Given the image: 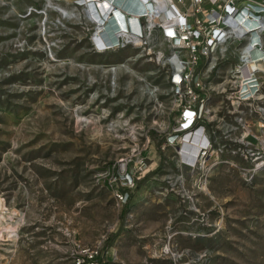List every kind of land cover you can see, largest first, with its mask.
<instances>
[{
  "label": "rangeland",
  "instance_id": "obj_1",
  "mask_svg": "<svg viewBox=\"0 0 264 264\" xmlns=\"http://www.w3.org/2000/svg\"><path fill=\"white\" fill-rule=\"evenodd\" d=\"M97 29L83 0H0V264H264V85L236 98L230 47L192 65L212 147L183 164L176 48Z\"/></svg>",
  "mask_w": 264,
  "mask_h": 264
},
{
  "label": "built area",
  "instance_id": "obj_2",
  "mask_svg": "<svg viewBox=\"0 0 264 264\" xmlns=\"http://www.w3.org/2000/svg\"><path fill=\"white\" fill-rule=\"evenodd\" d=\"M137 1L143 4V0ZM147 1L151 10L148 13L145 8V11L139 14V31L131 26V31L120 33L111 46H119L125 36L142 40L153 27H158L162 29L164 38L176 48L174 54L179 57V61L170 75V81L174 95L184 107L181 113L182 125L180 124L178 129H186V134L192 131L195 133L199 129L204 133V140L201 139L202 144L197 147L199 151L196 159L195 156L193 160L191 157L189 160L185 159L182 154L183 149L180 148L181 162L194 166L204 157L207 149L212 147V142L205 132L206 127L201 119L205 98L200 93L206 89L205 83L196 78L193 66L200 63L204 57L209 63L208 70H212L221 58L226 57L230 47L238 57L233 69V74L239 83L236 98L249 100L259 94L262 95L264 0H173L174 13L161 16L164 11L165 13L168 11L165 7L161 10L158 21L155 22L152 21L151 12L160 8L156 0ZM187 3L189 6L185 7ZM183 5L185 8L181 7ZM183 53H187L190 58L183 59L181 57ZM250 62L258 66L250 70L248 64ZM256 80L259 82V88L248 95L249 85L246 84ZM123 179L120 181L122 186L115 191L117 202L122 205L127 203L130 192L135 186V178L130 172H126ZM114 182H118L116 177ZM110 183H113L112 180ZM97 254L96 250H91L83 257H78L76 264H99L96 259Z\"/></svg>",
  "mask_w": 264,
  "mask_h": 264
},
{
  "label": "bare ground",
  "instance_id": "obj_3",
  "mask_svg": "<svg viewBox=\"0 0 264 264\" xmlns=\"http://www.w3.org/2000/svg\"><path fill=\"white\" fill-rule=\"evenodd\" d=\"M87 2V6L94 16L95 21L98 23V29L95 32L94 39L99 48L106 49L112 47L111 45L118 39L120 33H125L126 30L131 31V26L139 31L138 16L139 14L147 9L150 13V7L147 0H143V4H139L137 0H83ZM147 1V2H145ZM160 10H154L151 12L152 21H158L159 15L161 14V2L156 0ZM173 0L167 5V15L174 13V8L172 7ZM152 6V5H151ZM161 16L165 17L163 13ZM125 28V29H124ZM179 58V57H178ZM177 56L173 57V60L178 62ZM250 70L255 68L253 62L248 63ZM264 69V65L262 66ZM247 75V74H246ZM242 82V81H241ZM249 85V93L253 94L255 90L259 88L258 80L247 83ZM244 84V88H246ZM203 131L199 129L197 132L187 133L184 137V143L182 147L183 157L187 160L196 159L198 154V146L202 144L201 139H203ZM204 140V139H203ZM206 140V137H205ZM191 153V154H190ZM12 231V230H11Z\"/></svg>",
  "mask_w": 264,
  "mask_h": 264
},
{
  "label": "trees",
  "instance_id": "obj_4",
  "mask_svg": "<svg viewBox=\"0 0 264 264\" xmlns=\"http://www.w3.org/2000/svg\"><path fill=\"white\" fill-rule=\"evenodd\" d=\"M131 197H132V192H130L129 199H128L127 203H125L124 206H123L122 215H125V214H126V212H127V210H128V207H129V203H130V201H131ZM114 238H115L114 235L108 237V238L106 239V241H105V243H106V244H105V247L111 245L112 242L114 241Z\"/></svg>",
  "mask_w": 264,
  "mask_h": 264
}]
</instances>
